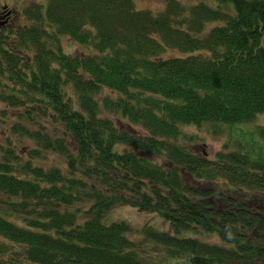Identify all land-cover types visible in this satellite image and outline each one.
I'll list each match as a JSON object with an SVG mask.
<instances>
[{
  "label": "trees",
  "instance_id": "obj_1",
  "mask_svg": "<svg viewBox=\"0 0 264 264\" xmlns=\"http://www.w3.org/2000/svg\"><path fill=\"white\" fill-rule=\"evenodd\" d=\"M160 1L0 26V264H264V126H223L264 114V0ZM205 124L213 158L185 143ZM121 205L170 229L134 240Z\"/></svg>",
  "mask_w": 264,
  "mask_h": 264
},
{
  "label": "rangeland",
  "instance_id": "obj_2",
  "mask_svg": "<svg viewBox=\"0 0 264 264\" xmlns=\"http://www.w3.org/2000/svg\"><path fill=\"white\" fill-rule=\"evenodd\" d=\"M48 0H0V6L4 5L10 13L12 11V16L9 22L5 27H16L17 25H21L24 23H29L24 14L31 13L26 11L31 9L33 5L41 4L43 7L46 6ZM192 3H195L196 0H190ZM136 4L138 8L142 9H150L154 12H157L163 9V3L160 0H136ZM31 11V10H30ZM3 26L5 24H2ZM62 45L65 51L68 52H76L79 50V46H77L73 41H71L67 37H62ZM179 52L176 51H168V54L175 55ZM225 127H230L237 134L245 133L247 131L253 132V137L256 141H262L260 136L257 133L255 128H260L264 126V114H257L256 117L247 123H237L231 126L227 124H223ZM184 130L189 134H193L195 139L193 138L191 142H185L189 144V146L197 153L206 154L207 156L213 158L215 156V152L222 150L224 143L227 141L228 134L226 130L223 129V132H218L217 134H213L209 131L208 124H205L201 127H196L194 125L184 126ZM222 182V181H220ZM107 218L109 221L111 220H119L124 219L127 221L133 231L132 238L134 240H139L143 236V227L147 230L150 228L157 231H168L170 229L169 221L163 219L156 213L149 212H140L135 208L130 206L121 205L118 206L112 211ZM202 239H205L209 242H218L219 238L214 234H201Z\"/></svg>",
  "mask_w": 264,
  "mask_h": 264
},
{
  "label": "flooded vegetation",
  "instance_id": "obj_3",
  "mask_svg": "<svg viewBox=\"0 0 264 264\" xmlns=\"http://www.w3.org/2000/svg\"><path fill=\"white\" fill-rule=\"evenodd\" d=\"M9 9H6L4 5L0 6V26H3L2 24H7L12 16V11L10 10V13H8ZM4 25V26H5Z\"/></svg>",
  "mask_w": 264,
  "mask_h": 264
}]
</instances>
